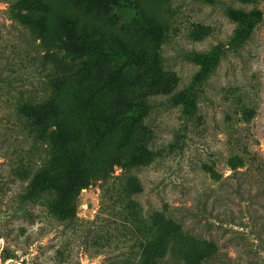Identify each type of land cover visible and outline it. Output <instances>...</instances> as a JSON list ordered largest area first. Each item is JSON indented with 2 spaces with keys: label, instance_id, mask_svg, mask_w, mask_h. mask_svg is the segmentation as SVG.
Returning a JSON list of instances; mask_svg holds the SVG:
<instances>
[{
  "label": "rangeland",
  "instance_id": "1",
  "mask_svg": "<svg viewBox=\"0 0 264 264\" xmlns=\"http://www.w3.org/2000/svg\"><path fill=\"white\" fill-rule=\"evenodd\" d=\"M42 1L0 0V264H264V0ZM10 5L146 61L62 78L13 145L47 66Z\"/></svg>",
  "mask_w": 264,
  "mask_h": 264
},
{
  "label": "trees",
  "instance_id": "2",
  "mask_svg": "<svg viewBox=\"0 0 264 264\" xmlns=\"http://www.w3.org/2000/svg\"><path fill=\"white\" fill-rule=\"evenodd\" d=\"M39 1L43 2L42 0ZM40 5H43V3H40ZM10 10L11 16L24 24L35 40L38 39L37 45L40 47L42 53L41 62L45 64V67L47 66L45 75L40 76V79L42 76H45L43 88L40 93L33 98L21 99L15 103L17 119L12 129L15 128L14 131L17 130V134L12 136L13 139H11V142L12 144L14 142L13 145H15V143L18 145L20 141H23V139H19L18 136H25L24 138L30 137L32 139L30 146L35 143V127L31 122H26V120L24 122L23 118L25 117L27 119L32 112L34 113L33 115H35L41 110L43 102L46 103L45 98L56 90V86L62 78L75 74L79 70H82L81 68H87L90 64H97L99 67H103L105 76H108L112 73L117 74L121 72L124 67L132 63L143 64L146 61L144 53L135 52L131 48H126L121 42L110 43L109 41L92 38L86 33H84V36H80V34L76 33L77 40H75L72 33L73 30L70 26L69 16L63 17L60 28H57L58 31L56 35L50 40L49 38H45V36L39 33L35 28V25L42 27L46 22V16L42 11L38 12L40 10L36 11L29 7L22 9L20 7H14L13 5H10ZM26 19L29 22H26ZM72 27L74 29V25ZM56 54L61 56V65L57 62V58L54 60ZM204 73L207 74L208 71L205 70ZM30 99L39 101L32 102ZM21 121H23L24 125L20 124ZM7 126L8 125L5 124V126L2 127L9 128ZM47 127L48 126L45 125V128ZM42 129L44 130V128ZM0 130L3 131V128L0 127ZM236 157H239V155L234 154L229 156L227 159L228 164L229 161ZM152 160L153 153L151 150H147L139 154L126 156L122 159L121 167L139 166L147 164ZM63 166H67V164L64 163ZM230 166L234 169V165L231 164ZM164 213L166 214L165 211ZM166 215L170 216L169 214ZM177 221L183 227V223L179 220ZM168 247V255L176 259L178 255L174 246L168 244ZM215 252H217L216 246H214L213 250L210 251L207 256L210 258Z\"/></svg>",
  "mask_w": 264,
  "mask_h": 264
}]
</instances>
